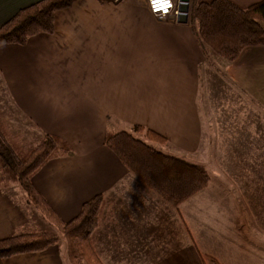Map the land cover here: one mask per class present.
Masks as SVG:
<instances>
[{"label":"crops","instance_id":"crops-1","mask_svg":"<svg viewBox=\"0 0 264 264\" xmlns=\"http://www.w3.org/2000/svg\"><path fill=\"white\" fill-rule=\"evenodd\" d=\"M36 1L0 0V26ZM262 82L264 46L227 62L199 45L188 20L158 19L145 0H75L55 12L52 32L0 46V123L21 145L44 133L67 143L71 152L32 182L64 221L103 196L93 233L103 264H264V128L241 118ZM230 114L238 120L222 121ZM134 125L161 137L147 141L154 148L204 167L208 185L177 206L148 189L104 144ZM43 221L19 187L0 189V239L45 231ZM0 264L69 263L55 244Z\"/></svg>","mask_w":264,"mask_h":264},{"label":"trees","instance_id":"trees-1","mask_svg":"<svg viewBox=\"0 0 264 264\" xmlns=\"http://www.w3.org/2000/svg\"><path fill=\"white\" fill-rule=\"evenodd\" d=\"M73 1L38 0L20 9L0 26V46L22 45L38 33L52 32L55 12ZM189 23L199 45L227 62L234 61L246 47L264 46V0L245 8L229 0L199 3L192 0ZM138 133H143L140 136L145 140ZM147 141L161 142L162 139L153 131L134 125L129 131L108 132L104 144L148 189L173 206L208 185L209 174L204 167L162 152ZM70 152L64 140L45 133L33 147L25 149L0 123V189L16 184L25 201L58 230V233L21 230L0 239V261L16 254L43 251L57 244L61 236L69 264H103L93 244L103 196L94 195L82 204L76 216L64 221L32 182L34 173L48 160Z\"/></svg>","mask_w":264,"mask_h":264},{"label":"rangeland","instance_id":"rangeland-1","mask_svg":"<svg viewBox=\"0 0 264 264\" xmlns=\"http://www.w3.org/2000/svg\"><path fill=\"white\" fill-rule=\"evenodd\" d=\"M191 2H192V0H189L188 1V5H187V7H188V12H187V14H188V16H187V20L189 21V8H190V5H191ZM258 47H261V46H258ZM206 84V85H205ZM205 88H207V89H209L210 90V92H208L207 94H210V96H214V93L215 92H218V90H217V86H213L211 83H210V81H209V83H208V81L205 79ZM213 87V89L214 90H212L211 88ZM222 94H223V92H222ZM222 94H219V99L222 97ZM264 95V82H262L260 85H258V86H253V88H252V92L250 93V98H251V108H250V110H247V114L245 115V116H241V118H245L246 120H247V118L249 119L250 118V120H251V122H252V128L253 129H255V126H258L259 125V122H260V126L262 127V128H264V126H263V124H264V115L263 116H261V115H259V113H260V111H258L257 109H259V110H262L261 109V105L260 104H262V103H264L262 100H261V95ZM218 99V98H217ZM226 102H227V100H226ZM242 102H243V100H242ZM223 105V104H222ZM245 105H242L241 104V108H243ZM226 107L227 108H231V110H232V112H231V114L233 113V112H235V105H234V98H233V96L231 95V103L229 104V105H226ZM238 107V106H237ZM249 108V107H248ZM252 110V111H251ZM263 111V110H262ZM229 115L228 117L227 116H224V117H222V121H237L238 119L237 118H233L232 117V115ZM248 115H250V116H248ZM248 116V117H247ZM258 119V120H257ZM256 121L258 122V125L256 124ZM262 122H263V124H262ZM235 125H237V123H235ZM258 128H259V126H258ZM141 134H143V133H138L137 135H141ZM23 136V135H22ZM22 136H20V138L19 139H21V142H22V145H23V148H25V149H28V148H31V147H33L35 144H36V142L37 141H35L32 137H27V138H23L22 139ZM30 136V135H29ZM253 153L255 154V151L253 150ZM247 154H249L250 155V151L248 150L247 151ZM18 187L16 184H12V185H10V187ZM38 221H42V220H39V218H38ZM42 223V229H40V230H45V231H49V232H54V233H58L57 231V229L55 228V226L54 225H52V224H49L48 222H46V221H43V222H41ZM45 223V224H44ZM56 245H62V247H64L65 249H66V247H65V241H64V239L60 236L59 237V241H58V243L56 244Z\"/></svg>","mask_w":264,"mask_h":264},{"label":"built area","instance_id":"built-area-1","mask_svg":"<svg viewBox=\"0 0 264 264\" xmlns=\"http://www.w3.org/2000/svg\"><path fill=\"white\" fill-rule=\"evenodd\" d=\"M189 1V0H188ZM188 1L180 0H145L148 11L158 19H166L176 17L181 14L179 6L182 4L188 5ZM188 12V11H187ZM187 12H182L186 17Z\"/></svg>","mask_w":264,"mask_h":264},{"label":"water","instance_id":"water-1","mask_svg":"<svg viewBox=\"0 0 264 264\" xmlns=\"http://www.w3.org/2000/svg\"><path fill=\"white\" fill-rule=\"evenodd\" d=\"M180 1H188V0H180ZM179 11L181 12V14L179 16H177V20L181 21V22H185L187 20V17L185 15L182 14V12H187L188 11V7L186 4H182L179 6Z\"/></svg>","mask_w":264,"mask_h":264}]
</instances>
